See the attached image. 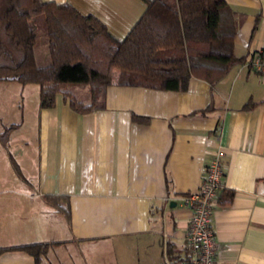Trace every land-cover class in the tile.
I'll list each match as a JSON object with an SVG mask.
<instances>
[{
    "label": "crops",
    "instance_id": "1",
    "mask_svg": "<svg viewBox=\"0 0 264 264\" xmlns=\"http://www.w3.org/2000/svg\"><path fill=\"white\" fill-rule=\"evenodd\" d=\"M41 1L91 14L118 39L147 6ZM225 2L236 21L234 53L245 60L213 86L196 76L185 90L124 85L114 71L96 107L79 112L62 93L40 107L38 84L27 92L0 80V246L49 243L37 263L10 248L0 264H54L49 252L58 264H188L192 209L184 197L218 148L225 172L212 210L214 264H264V72L248 63L264 49V0ZM46 196H63L68 215Z\"/></svg>",
    "mask_w": 264,
    "mask_h": 264
},
{
    "label": "trees",
    "instance_id": "2",
    "mask_svg": "<svg viewBox=\"0 0 264 264\" xmlns=\"http://www.w3.org/2000/svg\"><path fill=\"white\" fill-rule=\"evenodd\" d=\"M143 14L122 38L114 37L95 16L83 15L68 3L41 0H0V80L39 85L40 107H51L58 93L79 112L96 107L105 88L116 83L185 90L191 76L212 86L245 58L234 53L236 21L225 0H146ZM43 14L48 61L35 56V16ZM89 87L84 102L66 87ZM7 130L0 133L6 141ZM18 175L21 173L12 161ZM68 215L63 196H46ZM49 243L31 242L19 248L37 263ZM187 259L185 258V261ZM183 259L174 260L181 264Z\"/></svg>",
    "mask_w": 264,
    "mask_h": 264
},
{
    "label": "built area",
    "instance_id": "3",
    "mask_svg": "<svg viewBox=\"0 0 264 264\" xmlns=\"http://www.w3.org/2000/svg\"><path fill=\"white\" fill-rule=\"evenodd\" d=\"M248 63L256 71L264 72V49L252 52ZM224 172L223 152L218 148L204 166L199 187L184 197V201L192 209L185 232L189 248L188 264L215 263L216 240L212 227V210L220 199Z\"/></svg>",
    "mask_w": 264,
    "mask_h": 264
},
{
    "label": "rangeland",
    "instance_id": "4",
    "mask_svg": "<svg viewBox=\"0 0 264 264\" xmlns=\"http://www.w3.org/2000/svg\"><path fill=\"white\" fill-rule=\"evenodd\" d=\"M32 24L34 26L35 32H36V44H35V56L36 60L39 64H44L48 61V50H47V43H46V30H45V24H44V16L43 14H39L35 16V18L32 21ZM21 85L22 83H17ZM23 85V84H22ZM28 92V88H32V86H36V83H26ZM69 89L77 99L82 100L84 102H89L91 100V94L88 86L85 85H79V84H68L66 87ZM30 94H27L28 100L30 99ZM101 97V96H100ZM98 98V101L101 100V98ZM36 130L34 127H31L28 129V134L30 135V138L35 137ZM54 251L58 252V249H55ZM59 253V252H58ZM61 255V253H59ZM59 256L58 254H56ZM49 259L52 261V263L58 264L59 261L57 260L55 253L53 256V252H49L48 255ZM61 258V257H60ZM45 260V259H44ZM65 264H70L68 261L69 259H64Z\"/></svg>",
    "mask_w": 264,
    "mask_h": 264
}]
</instances>
